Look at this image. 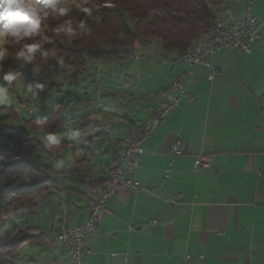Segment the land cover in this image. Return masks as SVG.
I'll list each match as a JSON object with an SVG mask.
<instances>
[{
  "label": "crops",
  "instance_id": "crops-1",
  "mask_svg": "<svg viewBox=\"0 0 264 264\" xmlns=\"http://www.w3.org/2000/svg\"><path fill=\"white\" fill-rule=\"evenodd\" d=\"M223 9L222 18L242 19L244 0H225ZM250 14L262 23L260 43H250L248 54L220 50L207 58V65L193 67L192 77L183 82L193 102L181 98L142 144L144 153L136 170L126 172L144 192L107 199L98 235L85 241L89 253L83 256L84 264H264V0L254 1ZM147 46H136L125 62L88 63L77 84L95 83L103 71L115 79L116 72L134 79L126 92L115 90L127 110L113 125L101 128L100 121L94 133L88 132L90 128L75 132L70 127V140L61 141L59 147L51 145L50 153L41 152L42 163L53 167L48 180L54 187L41 195L34 214L21 215L18 229L37 230L41 239L32 238L18 248L17 264H71L54 241L59 228L53 215L60 202L69 226L83 221V183L108 179L125 149L128 125L144 122L155 101L165 98L170 82L186 70L172 62L179 52L163 51L157 43ZM112 84L119 86L120 80ZM51 107V103L37 104L27 115L32 111V118H47L51 114L33 116ZM91 136L97 139L95 146ZM81 140L91 148L78 153ZM40 142L45 147V141ZM176 142H180L179 156L170 154ZM199 155L209 156L211 164L196 172L193 163ZM76 169L86 176L84 182L71 174ZM151 219L156 224L145 235L142 229ZM28 242L42 245L34 258L23 251Z\"/></svg>",
  "mask_w": 264,
  "mask_h": 264
},
{
  "label": "trees",
  "instance_id": "trees-1",
  "mask_svg": "<svg viewBox=\"0 0 264 264\" xmlns=\"http://www.w3.org/2000/svg\"><path fill=\"white\" fill-rule=\"evenodd\" d=\"M224 3L225 0H88L87 6L97 8L93 16L98 19L87 18L88 31H77L75 37L66 38L61 34L59 39L64 42L57 40L56 47L57 55L63 57V64H57L53 59L44 66L40 76L25 69L24 77L42 84L43 91L38 97H44L52 94L63 80L77 84L90 61L125 62L136 46L145 48L153 40L159 42L163 51H176L180 56L190 50L199 31L222 19ZM70 17L74 20V28L80 19H84L77 9H72ZM60 22L50 21L52 26ZM4 63L8 66L11 62L6 60ZM67 69L70 70L68 78L65 75ZM9 112L10 115H0V178L9 180L0 189V215L9 212H16L17 216L30 215L37 210L41 195L54 187L48 180L53 167L43 164L40 156L41 152L50 153L53 148L51 145L45 148L30 133L41 131L35 124L42 120L44 130L55 134L62 125L63 116L60 105L56 104L47 118L30 116L25 119L24 126L11 127L7 119L13 113ZM71 174L81 182L87 179L79 169ZM88 182L93 183H84ZM35 232L37 230L32 228L20 231L17 226L10 227L0 237V264H8V258L26 241L41 239Z\"/></svg>",
  "mask_w": 264,
  "mask_h": 264
},
{
  "label": "built area",
  "instance_id": "built-area-1",
  "mask_svg": "<svg viewBox=\"0 0 264 264\" xmlns=\"http://www.w3.org/2000/svg\"><path fill=\"white\" fill-rule=\"evenodd\" d=\"M254 1L256 0H244L245 14L242 19L226 17L217 21L216 27H208V39L200 40L191 57L172 60L173 63L184 65L186 70L180 72L170 82L166 90L168 92L167 101H155L151 115L144 122L128 125L126 152L124 155H119L113 177L106 179L101 184L83 183L82 188L86 199L83 209L84 219L81 223L72 226L71 230H64V222L68 219V214L63 201L60 202L53 215V222L59 228L57 241L62 243V251L71 264H84L83 256L89 253L85 241L89 237L98 235L102 215L107 212L105 206L108 198L119 194L140 195L144 192V188L135 178L126 177V172L136 170L137 159L144 153L142 144L153 136L155 130L165 122L167 115L178 107L181 98L184 97L188 104L193 102L192 95L185 92L183 88V82L192 77L193 67L207 65V58L220 50H234L248 54L250 43H260L262 23L250 14ZM97 82L98 85H101L102 78L100 77ZM31 114L32 111H29L28 119ZM76 139L79 137L76 136ZM170 154L173 156L182 154L180 142L174 143ZM210 164L209 156L199 155L194 160L193 169L196 172L206 170ZM155 224L156 220L151 219L142 232L149 235ZM111 236L116 238L118 234L112 233Z\"/></svg>",
  "mask_w": 264,
  "mask_h": 264
},
{
  "label": "clouds",
  "instance_id": "clouds-1",
  "mask_svg": "<svg viewBox=\"0 0 264 264\" xmlns=\"http://www.w3.org/2000/svg\"><path fill=\"white\" fill-rule=\"evenodd\" d=\"M88 0H0V113H6L18 106L16 93L23 88L25 98L35 100L43 91V85L27 81L24 71L27 69L34 76H40L44 66L55 59L63 64V57L58 56L56 41L61 34L66 38L75 37L77 31H88L87 18L93 16L95 7L87 6ZM107 6V5H106ZM72 9L83 14L74 28V20L70 17ZM66 18V19H65ZM50 21H61L52 26ZM70 42V41H69ZM45 45L50 47L45 48ZM11 63L6 66L5 61ZM17 123V121H9ZM45 141V147H59L60 138L44 130V121L35 124ZM18 213L9 212L0 215V233L14 221Z\"/></svg>",
  "mask_w": 264,
  "mask_h": 264
},
{
  "label": "rangeland",
  "instance_id": "rangeland-1",
  "mask_svg": "<svg viewBox=\"0 0 264 264\" xmlns=\"http://www.w3.org/2000/svg\"><path fill=\"white\" fill-rule=\"evenodd\" d=\"M231 1V0H230ZM254 9V8H253ZM151 43H157L158 41L153 40ZM195 43V41H194ZM193 43V46H194ZM150 45V44H149ZM149 45L147 47H149ZM193 46L190 49H193ZM160 56V55H159ZM134 61V60H133ZM110 64H107L105 66H109ZM117 67L118 63H117ZM115 73V72H114ZM149 72L147 71L146 74ZM116 78L113 77V74L110 72L105 73L104 71L100 75L102 78V82H105V85L103 88H100L102 85H98V79L95 83L88 82L87 80H81L79 84H71L67 80H63L60 83V90L58 92H54L48 96L44 97H38L35 100H32L31 98H25L23 95V88L16 93L17 100H18V106L21 108V112H17L15 110V107L12 108L11 111L13 113V116L7 119V124L11 127H20L25 125V119H27V111L32 109L34 112L36 105L42 104L43 107H47L50 103L52 104L51 109L41 115V113H35L33 117H39V116H45V114H51L54 106L56 104H60V111L62 116L65 118L63 121V124L61 125V129L57 133V136L60 138L61 141L70 140V127L73 131L79 132V130H85L87 128H90L88 132L94 133L95 127H97L100 123V121L104 122L101 124V128H104L108 123L113 125L116 123V121L119 119L120 115H122V112L124 110H127V106L125 105L124 101L122 99H118L116 97V91L126 92L124 90H128L130 85L134 83V79H128L126 76L122 77L120 76L119 72H116ZM145 74V75H146ZM66 78L70 75V70L67 69L65 71ZM158 75V74H157ZM120 80L119 86H114L112 84V81H118ZM135 83H138L136 80ZM125 85V86H124ZM65 87L66 90L62 89ZM122 87V88H121ZM108 89V90H107ZM112 89V90H110ZM121 97L125 98V96ZM72 102L73 105L69 107V103ZM42 108V107H41ZM6 113H0L2 117L6 115H10V112ZM44 111L40 110V112ZM9 121H17V123H9ZM65 124V126H64ZM111 128H108V131H110ZM33 138L38 139L39 141H44L43 137L40 135V131H35L30 133ZM86 140L88 139V136L86 134H82ZM81 138V137H80ZM94 138V139H93ZM91 139H93V146L96 145V138L91 136ZM69 145V144H68ZM75 143L71 144L70 147H73ZM79 148L78 153L84 148L89 147V145L86 144V142L82 143V140L79 141ZM91 148V147H89ZM47 155V154H44ZM9 180L6 178H0V189L4 188L8 184ZM21 216H17L14 221H9L7 229L3 231V233H0V237L3 236L10 227L12 226H18L20 223ZM22 220V218H21ZM41 244L38 242H28L26 244V248H24L23 251H26L27 253L31 254L30 256H36L37 252L41 248ZM56 249V246H55ZM18 253H15L13 256H11L8 260L16 263V260L18 259Z\"/></svg>",
  "mask_w": 264,
  "mask_h": 264
},
{
  "label": "bare ground",
  "instance_id": "bare-ground-1",
  "mask_svg": "<svg viewBox=\"0 0 264 264\" xmlns=\"http://www.w3.org/2000/svg\"><path fill=\"white\" fill-rule=\"evenodd\" d=\"M210 27H216V23H214ZM207 39H208V28L199 31L195 37V43H194L193 49L188 50L186 53L180 55L178 58H189V57H191V55L195 52V46L198 45L200 40H207ZM175 59H177V58H175ZM167 99H168V92H165V98L163 100H160V101H167ZM124 143H126V137L124 139ZM125 152H126V144H125L124 151L120 155H124ZM115 168H116V166L114 167V169L112 170V172L108 178L113 177ZM88 183H92V182H88ZM71 229H72V226L68 225V219H66V221L64 222V230H71ZM54 241L56 243H58V245L62 248V243L57 241V238H55Z\"/></svg>",
  "mask_w": 264,
  "mask_h": 264
}]
</instances>
